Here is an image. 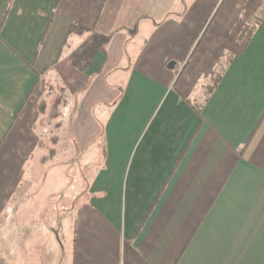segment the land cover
<instances>
[{"label":"crops","instance_id":"0c3cea01","mask_svg":"<svg viewBox=\"0 0 264 264\" xmlns=\"http://www.w3.org/2000/svg\"><path fill=\"white\" fill-rule=\"evenodd\" d=\"M29 253L264 264V0H0V264Z\"/></svg>","mask_w":264,"mask_h":264},{"label":"rangeland","instance_id":"374dc122","mask_svg":"<svg viewBox=\"0 0 264 264\" xmlns=\"http://www.w3.org/2000/svg\"><path fill=\"white\" fill-rule=\"evenodd\" d=\"M89 169H91V168L89 167ZM85 170L86 169H84L83 167H80V170H79L78 167H76V166L72 167V168H69V173L66 175V181H64L62 183V186L60 185L61 189L59 191H57L58 192L57 195L53 196L49 200V207L51 208V210H53V212L60 211L63 214V213H65V211H67L69 209L68 206H69V202H70L69 200L70 199L78 200L77 197H78V194L80 193L81 188L83 187V184L81 186V182H80L81 180H79V178H77V180H75V179H76V175L79 172H81V176H82V174L86 175L85 172H84ZM70 182L71 183L73 182V187L69 186ZM40 199H41V202H42V197ZM64 200H66V202ZM50 213H51L50 210H46V213L44 215V219L45 220H50L51 219L50 218ZM59 218H62V215L59 216ZM58 234L60 235V237L62 236L60 232H58ZM52 241H53L54 245L58 244V243L55 244L56 242H54V240H52ZM62 244H64V243L62 242ZM57 247L59 248L58 258H57V260H58L60 258V255H61L62 251H61L59 245H57ZM41 257L42 258L44 257L43 252L41 253ZM31 259L33 260V257L29 253L27 255V258H26L27 261H25L23 264H31V262H32ZM12 264H15V263H12Z\"/></svg>","mask_w":264,"mask_h":264},{"label":"built area","instance_id":"2783aa9c","mask_svg":"<svg viewBox=\"0 0 264 264\" xmlns=\"http://www.w3.org/2000/svg\"><path fill=\"white\" fill-rule=\"evenodd\" d=\"M218 2L221 1V0H217Z\"/></svg>","mask_w":264,"mask_h":264}]
</instances>
